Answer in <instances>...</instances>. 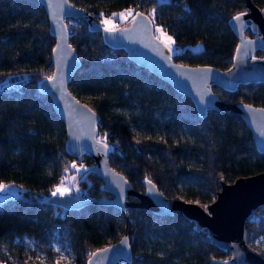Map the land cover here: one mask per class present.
<instances>
[{
	"label": "trees",
	"instance_id": "obj_1",
	"mask_svg": "<svg viewBox=\"0 0 264 264\" xmlns=\"http://www.w3.org/2000/svg\"><path fill=\"white\" fill-rule=\"evenodd\" d=\"M101 23L103 17L131 9L148 14L162 26L180 51L174 60L228 68L237 37L227 20L244 11L242 0H69ZM264 14V0H252ZM153 12V13H152ZM73 20V23L70 22ZM69 40L80 65L70 90L99 115L97 137L108 146V161L135 190L151 180L167 197L204 207L215 197L219 181L264 171L250 132L230 111L209 109L199 115L192 101L146 68L112 49L84 17L67 18ZM115 25V26H116ZM246 35H251L249 25ZM54 39L36 0H0V182H16L24 194L0 202V263L38 264L42 254L52 264L56 249L69 252L73 264H86L90 253L115 242L126 230L131 261L117 264H209L226 258L207 231L180 212L158 215L137 208L121 212L97 203L64 209L46 201L70 173L77 158L64 150L65 129L48 96L38 88L52 72ZM200 43L199 49L186 47ZM171 50V49H170ZM257 55L264 51L257 50ZM228 102L264 107V83L239 84L234 91L212 85ZM86 167L92 159L83 155ZM77 175L82 198L108 195L97 175ZM248 243L264 233V205L245 221ZM256 247V246H255ZM264 256V248L256 247Z\"/></svg>",
	"mask_w": 264,
	"mask_h": 264
},
{
	"label": "water",
	"instance_id": "obj_2",
	"mask_svg": "<svg viewBox=\"0 0 264 264\" xmlns=\"http://www.w3.org/2000/svg\"><path fill=\"white\" fill-rule=\"evenodd\" d=\"M43 8L48 32L54 43L50 51L52 72L38 83L51 106L64 124V150L71 157L88 156L92 164L86 168L101 180L108 195L82 198L78 192L56 193L46 201L64 209H79L90 203L126 208L147 209L158 215L180 212L207 231L212 244L227 250L226 258L211 257L209 264H264V256L246 240L245 221L260 205H264V171L219 181L213 200L204 207L182 198L167 197L151 180L143 181L144 189L135 190L108 161V146L97 137L99 115L70 90L69 83L80 61L69 40L67 18L84 17L90 31L100 34L112 49H122L128 59L146 68L175 91L188 97L199 115L209 109L230 111L237 115L250 132L257 152H264V107L244 101L228 102L212 91V85L234 91L239 84L264 83V14L252 0H242L245 10L227 20L237 37L231 65L220 69L209 64H186L173 59L170 48L154 33L151 17L136 10L123 25L105 27L85 8L69 0H36ZM240 19L236 20L235 17ZM249 25L251 35L245 34ZM86 171L81 172L83 175ZM149 181L151 183H149ZM75 190L76 183H75ZM126 241V243H122ZM130 239L125 230L112 243L93 250L86 264H117L131 261Z\"/></svg>",
	"mask_w": 264,
	"mask_h": 264
},
{
	"label": "rangeland",
	"instance_id": "obj_3",
	"mask_svg": "<svg viewBox=\"0 0 264 264\" xmlns=\"http://www.w3.org/2000/svg\"><path fill=\"white\" fill-rule=\"evenodd\" d=\"M129 13H132L130 8L114 12L110 17H103L101 19V24H103L105 27H113L119 21H125L130 16ZM105 21H107V23H105ZM70 22L73 23V20H70ZM154 33L156 36H158L161 40L165 42V44L171 49V51H180L182 49V47L174 46L172 36L159 24L154 25ZM169 37L171 39H169ZM186 47H189L191 49H199L201 45L200 43H196L189 44ZM77 170L78 171L74 173H67L64 180L61 179L60 182L54 186L53 192L61 193L56 191L58 188L61 189L63 193L70 192V187L72 186V184L75 185L76 177H78L77 175L80 174V169ZM0 185L4 186L3 190H0V202L8 197L19 196L24 194L25 187L16 182H0ZM253 244L256 247L264 248V233L256 237L253 240ZM36 260L38 261V264H51L47 260V258H45V256H43L42 254H40ZM52 261V264H73L69 252L65 249H59V251H57L56 249Z\"/></svg>",
	"mask_w": 264,
	"mask_h": 264
},
{
	"label": "built area",
	"instance_id": "obj_4",
	"mask_svg": "<svg viewBox=\"0 0 264 264\" xmlns=\"http://www.w3.org/2000/svg\"><path fill=\"white\" fill-rule=\"evenodd\" d=\"M76 158L77 159L75 161H73V163L71 164L70 169L73 170V169L85 168L86 167V162H85L83 156L76 157ZM72 165H75L76 167L73 168ZM67 173H69V171Z\"/></svg>",
	"mask_w": 264,
	"mask_h": 264
},
{
	"label": "snow or ice",
	"instance_id": "obj_5",
	"mask_svg": "<svg viewBox=\"0 0 264 264\" xmlns=\"http://www.w3.org/2000/svg\"><path fill=\"white\" fill-rule=\"evenodd\" d=\"M130 14H131V13H129V15H130ZM234 19L239 20L240 17L237 16V17H235ZM105 23H107V21H105ZM169 39H171V38L169 37ZM72 167L75 168L76 166H75V165H72ZM85 171H87V170L85 169ZM149 183H151V182L149 181ZM3 188H4V186L0 185V190H3ZM56 191H57V192H61V195H63V192L61 191V189L58 188ZM55 194H56V193L54 192L53 195H55ZM122 243H126V241H123ZM57 251H59V249H57Z\"/></svg>",
	"mask_w": 264,
	"mask_h": 264
}]
</instances>
